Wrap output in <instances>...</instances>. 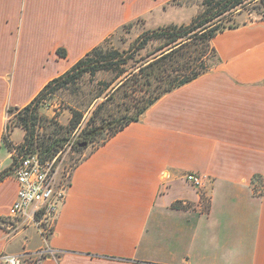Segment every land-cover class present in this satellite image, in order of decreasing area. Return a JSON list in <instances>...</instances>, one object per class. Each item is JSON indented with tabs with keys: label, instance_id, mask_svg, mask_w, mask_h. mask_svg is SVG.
<instances>
[{
	"label": "crops",
	"instance_id": "0c3cea01",
	"mask_svg": "<svg viewBox=\"0 0 264 264\" xmlns=\"http://www.w3.org/2000/svg\"><path fill=\"white\" fill-rule=\"evenodd\" d=\"M172 1L0 0L7 157L9 107L27 105L128 23L178 24L153 17ZM211 44L218 60L209 71L161 96L73 167L47 240L55 256L42 264H264V195L252 183L264 177V16ZM189 172L204 177L202 187L186 181ZM16 191L13 175L0 180V255L44 245L28 247L27 228L13 232L7 210Z\"/></svg>",
	"mask_w": 264,
	"mask_h": 264
},
{
	"label": "trees",
	"instance_id": "16d2710c",
	"mask_svg": "<svg viewBox=\"0 0 264 264\" xmlns=\"http://www.w3.org/2000/svg\"><path fill=\"white\" fill-rule=\"evenodd\" d=\"M252 1L209 0L189 23L168 24L144 30L126 51L106 46L107 40L94 47L63 74L48 81L27 105L8 108V113H14L16 116V126L24 130L19 153H37L42 161L51 160L55 156L67 139L64 135L56 133L57 124L42 115L40 108L48 106V101L57 97L59 90L76 87L85 75L94 76L99 71L114 72V76L111 81L102 83L101 90L90 99L85 108L88 109L98 98L103 99L91 108L84 125H81L83 112L71 108L72 114L67 128L78 130V140L81 142L104 143L128 124L137 121L161 96L209 71L218 60L211 44L212 39L217 33L235 27L236 25H225L224 21L229 20L233 12L237 14L241 11L240 8L247 7ZM130 24L132 22L126 25ZM149 40L161 41L143 59L136 60L133 65H127L134 56L133 52L143 48ZM198 41H204L211 46V60L202 53H195L194 46ZM58 54H64V50H58ZM120 91L122 94L119 95V101L116 96ZM135 94H138V97H135ZM48 124H53V128ZM46 126L49 131L45 130ZM9 131L6 126L2 135V141L8 148ZM105 131L109 133L106 135ZM258 177L260 176H255L252 180L254 193L264 195V192L257 190L254 183ZM204 201L202 196L203 204ZM173 206L188 207L180 202H175ZM204 209H208V203Z\"/></svg>",
	"mask_w": 264,
	"mask_h": 264
},
{
	"label": "rangeland",
	"instance_id": "374dc122",
	"mask_svg": "<svg viewBox=\"0 0 264 264\" xmlns=\"http://www.w3.org/2000/svg\"><path fill=\"white\" fill-rule=\"evenodd\" d=\"M207 1L209 0H174L170 4V6H167L166 10L155 7L156 9L154 11L153 17H155V19L160 22V24H167L169 22L187 24L198 12H200L205 7L204 3ZM239 10L241 11L237 14L236 12H233L232 17L229 20H225L224 24L238 25L246 20H252L254 17L262 16L264 12V0H253L248 4L247 7L240 8ZM142 21V19H139L130 25L118 28L114 32L113 36L107 40L106 46H110L113 49H117L119 51H126L129 45L136 39V37L140 33H142V31H144L143 29L146 26L143 27ZM160 41L161 40H149L143 48L138 51L135 50V52H133V58L129 61L127 65H133L136 60L139 61L141 60V58L143 59V57H145L148 52L154 50V48L158 45ZM196 44L197 45L194 46L195 53H202L204 57H206L207 59L209 58L211 60V46L204 41H198ZM113 76L114 72L100 71L97 72L94 76L85 75L82 81L79 82L76 86L77 88L70 87L59 90L57 97H53L52 100L48 101V106H43V108H40V113L42 115L46 116L49 119H52L57 124L58 131L56 133H58V135L60 134L66 137L67 140L65 141V143H67V141H73V144L70 149L67 150L65 148L66 145L64 143L63 147H60L59 150L56 152V154L61 152V155L59 157V161L61 160V168L58 175V183L60 185L63 184L66 186L68 184L69 176L73 167L78 162H80L82 158L87 155L91 150L101 144V142H94L90 144L81 142L80 140H78V130H70L69 128H67L69 119H71V108H76L78 109V111L83 112L81 125H84L91 113V108H93L94 105L97 102L101 101L103 98H98L94 103L90 105L88 109H86L85 106L89 103L90 99L101 90V87L103 86L102 83L111 81ZM121 94L122 91H120V93L116 96L117 100L119 101L121 99V96L119 95ZM137 95L138 94H135L134 96L138 97ZM16 122L17 119L14 113H8L6 119V126L7 129L10 130L8 138L10 147H7V149L12 150V148H14L17 152H21L20 145L24 139V130L19 126H16ZM48 126H52L53 128V124H48ZM48 126L45 127L46 131H49ZM105 132L106 135L109 133V131ZM76 142H79V144H77ZM62 148H64L63 151H61ZM35 150L37 149L35 148ZM7 154L8 152L5 149H0V159L3 160L5 166H8L11 161V159L7 157ZM254 183L258 191L264 192V177L256 178ZM206 204L207 202L205 199L203 206L205 207ZM24 228L27 229L24 230L23 234L25 233L29 236H32V239L28 243V247H35L40 244H43L41 236L33 226L27 225ZM15 246H20V242L18 241Z\"/></svg>",
	"mask_w": 264,
	"mask_h": 264
},
{
	"label": "built area",
	"instance_id": "2783aa9c",
	"mask_svg": "<svg viewBox=\"0 0 264 264\" xmlns=\"http://www.w3.org/2000/svg\"><path fill=\"white\" fill-rule=\"evenodd\" d=\"M72 144L73 141H67L65 148L70 149ZM9 152V165L3 167L0 162V180L11 174L17 183L15 199L7 210L13 232L31 225L38 231L44 245L35 250L0 255V264H42L45 259L55 256L47 240L68 185L58 183L61 152L46 161H42L37 153H19L14 148ZM185 179L195 187L204 184V177L198 173L189 172Z\"/></svg>",
	"mask_w": 264,
	"mask_h": 264
}]
</instances>
